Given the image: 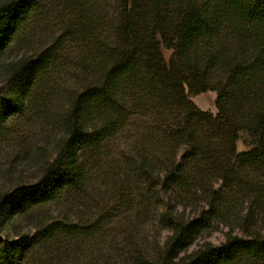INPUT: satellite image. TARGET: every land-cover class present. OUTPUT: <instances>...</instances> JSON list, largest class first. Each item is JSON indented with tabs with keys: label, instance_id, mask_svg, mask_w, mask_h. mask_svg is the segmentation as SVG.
<instances>
[{
	"label": "trees",
	"instance_id": "obj_1",
	"mask_svg": "<svg viewBox=\"0 0 264 264\" xmlns=\"http://www.w3.org/2000/svg\"><path fill=\"white\" fill-rule=\"evenodd\" d=\"M50 9L67 28L9 64L0 133L56 87L63 132L36 182L0 194V215L65 209L0 236V264H47L28 256L43 247L69 264H264V0H1L0 55ZM207 91L216 112L194 100ZM243 130L257 143L238 151ZM144 218L169 230L162 247L142 248ZM215 220L224 240L189 250Z\"/></svg>",
	"mask_w": 264,
	"mask_h": 264
},
{
	"label": "rangeland",
	"instance_id": "obj_2",
	"mask_svg": "<svg viewBox=\"0 0 264 264\" xmlns=\"http://www.w3.org/2000/svg\"><path fill=\"white\" fill-rule=\"evenodd\" d=\"M1 1V0H0ZM46 3L49 0H44ZM52 8V7H51ZM54 10V9H53ZM52 9L47 11L35 24L30 37H24L9 50L0 55V95H4L9 87L8 67L9 64L25 55L35 54L50 45L58 44L57 39L61 38L63 30L67 28L68 22L64 20L65 15L58 17V13ZM58 47V46H57ZM163 53L168 57L170 50L162 48ZM71 86V83H69ZM59 88H52L45 97L44 102L30 113L23 116L22 121L7 134L0 133V194L11 191L19 184H31L40 177L41 166L47 158H51L55 152L56 143L62 136L61 115L66 106L65 95L60 94ZM215 91H207L194 97L197 104L207 110L216 112ZM257 143V139L247 131H241L237 142V150H245ZM219 188L220 186H213ZM167 200V197H165ZM87 203V201H84ZM80 206V204H79ZM83 204L80 206L82 208ZM64 206L59 203H51L43 208H38L28 215L14 218L12 221L4 222L0 215V236L5 239L15 240L20 234H33L37 228L36 224L47 218L59 217L64 211ZM203 209H206L205 202L197 200L196 203L186 206L185 216L197 217ZM246 209L243 210V215ZM72 217L75 216L72 214ZM143 226L139 232V240L142 248L149 250L162 247L170 232L157 219L144 218ZM228 222V221H227ZM258 228L264 226L258 223ZM228 225L223 221H213L211 226L195 234L189 250L204 240H210L219 244L224 240V233ZM235 232L240 233L238 227ZM157 247V248H158ZM44 253L43 258L47 264H69L63 258L62 253L54 248L43 247L42 249H30L29 258H36Z\"/></svg>",
	"mask_w": 264,
	"mask_h": 264
}]
</instances>
